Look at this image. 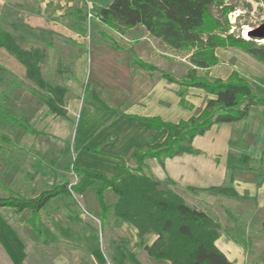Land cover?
Wrapping results in <instances>:
<instances>
[{"label": "rangeland", "instance_id": "374dc122", "mask_svg": "<svg viewBox=\"0 0 264 264\" xmlns=\"http://www.w3.org/2000/svg\"><path fill=\"white\" fill-rule=\"evenodd\" d=\"M225 4L232 9L227 15L230 24L228 34L264 44V38L242 36L244 28L249 30L264 25V0H226ZM89 7L96 12L98 6L89 0H0L1 27L17 39L22 49L39 48L45 53L43 42L35 44L31 41L32 34L41 38L43 32L55 28L61 34L58 35L62 38L63 54L69 56L73 53L71 59L68 57L70 63H60L55 70L46 69L45 61L41 66V76L45 81L52 86H64L67 90L63 107L65 116L67 104L78 105L72 121L66 123L64 119L52 115L25 113L23 109L29 105L25 102L27 96L41 106L45 105L25 91L24 88L33 85L27 80L23 66L0 48L2 113L9 110L24 125L44 134L38 137L23 134L20 128L0 118V134L9 137L16 145L15 148L4 146L0 150V181L22 196L31 198L65 182L74 184L77 177L71 172L72 165L112 175L118 167V156L123 159L130 157L125 143L128 133L125 123L116 117L112 108L101 109L99 105L102 100L105 104L110 101L115 108H126L123 100L128 81L124 71L128 68L132 77L130 70L135 72L138 68L131 61V50H137L138 54L134 51L137 58L156 68L150 73L151 77L161 78L162 72L180 82L190 68L188 52L170 51L152 37H143L140 28L129 29L120 35L100 25L95 18L88 21L86 14ZM74 14H79L80 23H72ZM210 14L223 22L219 7H212ZM101 34H105L107 39ZM72 39L76 43L70 41ZM95 46L100 52H95ZM215 53L219 62L208 71L211 78L226 79L232 70H237L256 94H264V65L239 49H217ZM81 57L84 65L79 60ZM75 65L77 71L83 74L73 72ZM174 86L177 91L188 95L190 88ZM108 96L109 101L106 100ZM12 100H16V104L12 105ZM67 100L72 102L67 103ZM201 110L198 108L195 115ZM63 124L69 131L66 140L59 133ZM242 130L245 131L242 133ZM258 130L264 131V109L252 107L248 119L236 124L234 151H231L234 156L249 150L253 152V149L260 150L255 159L264 154V141H261ZM133 134L136 138L138 132ZM112 135L116 136V140L113 143L110 140L105 147L112 152L111 158L100 157L99 154L88 158L79 151L81 144L82 149L87 150L93 148L92 142ZM126 163L133 166L131 160ZM251 166L261 170V173L237 167L232 169L233 174L247 171L251 174L249 176L262 175L263 180L264 159L260 166ZM229 174L230 171L228 180ZM95 190L96 187H91L82 195L73 198L61 196L53 200L41 213L39 235L26 225L29 212L17 215L11 210L0 209V222L5 225L1 239L6 244L4 247L0 243V264H119L123 255L127 254H131L139 264H170L150 258L141 248L142 243L148 244L147 239L141 240L130 223L117 217L118 198L110 191L105 192V203L111 209L106 219L102 220ZM227 193L234 199L231 209L213 210L210 205L200 202L191 205L209 212L220 225V235L221 229H224L227 240L235 239L238 244L244 245L237 250L238 258L246 256L248 259L242 264H264V235L259 231L264 210L254 211L251 201H240L233 191ZM243 193H248V190ZM6 196L0 190V198Z\"/></svg>", "mask_w": 264, "mask_h": 264}, {"label": "trees", "instance_id": "16d2710c", "mask_svg": "<svg viewBox=\"0 0 264 264\" xmlns=\"http://www.w3.org/2000/svg\"><path fill=\"white\" fill-rule=\"evenodd\" d=\"M225 3L226 0H110L107 6L93 12V18L100 25L120 35L129 29L142 27L170 51L188 52L190 68L180 82L167 73L161 72V78L184 89H200L212 98L206 101L197 115L177 123L164 122L158 117L131 116L143 123L147 130H166L162 142L146 145L132 154L133 166L118 157L116 171L107 175L72 165L71 172L77 177L74 184L65 182L49 187L31 198L14 193L0 181V190L7 194L0 198V208L11 209L16 214L28 211L27 223L39 234L41 213L53 200L61 196L73 198L82 195L88 188L96 187L95 197L102 220L106 219L111 209L105 203V192L110 191L118 198L116 215L120 220L130 223L139 237L148 232L156 234L155 240L144 247L150 258L170 264H233L216 246L220 237L219 223L211 218L209 212L189 206L181 196L164 187L147 164L148 159H155L163 166L166 159L180 154H200L192 147L195 137L204 135L214 125H232L247 120L252 107L264 109V94H256L237 70H232L226 79L209 76L208 71L219 62L215 53L217 49H239L264 65V44L228 34L230 24L227 15L232 9ZM212 7L220 8L223 22L210 14ZM78 17L79 14L72 15L73 20ZM0 48L23 66L27 80L33 85L24 88L25 91L45 105L48 115L65 117L63 107L67 90L64 86H52L42 78L43 50L22 49L17 39L1 27V23ZM130 58L136 67L149 73L156 70L137 58L132 50ZM177 96L181 107L193 109L185 93L177 91ZM2 108L1 104L0 118L7 119L25 134L38 135L9 110L2 113ZM4 146L15 148L9 137L0 134V150ZM263 159L264 154L259 159H253L247 154L236 157L229 152V185L235 178L232 169L238 167L261 173L251 165L260 166ZM260 232L264 235V221Z\"/></svg>", "mask_w": 264, "mask_h": 264}, {"label": "crops", "instance_id": "0c3cea01", "mask_svg": "<svg viewBox=\"0 0 264 264\" xmlns=\"http://www.w3.org/2000/svg\"><path fill=\"white\" fill-rule=\"evenodd\" d=\"M89 1L92 4L98 6L97 10L98 8L105 7L110 3V0H89ZM72 23H80V20L72 19ZM137 28L142 29L143 37H146L148 35L142 27H137ZM133 29H130V31ZM58 34L60 33L57 32L55 28H51L43 32L41 38L38 37V34H34V33L32 34L31 37V41L35 44H39L43 42V46L45 48V56H44L45 68L49 69L50 71L55 70L56 66L60 63L61 64L70 63L71 55L73 54L70 53L69 56L63 54L62 52L63 47L62 44H60L62 38ZM153 39L156 40L157 42L162 43L158 39L155 38ZM73 42L76 43L75 40H73ZM99 42H97L96 44H98ZM78 48L80 49V47H77V49ZM94 50L95 52H98L100 49H98V47L95 46ZM132 51L134 52L137 50H132ZM136 53L138 54V51ZM141 54H146V53L141 52ZM68 57H70V59ZM77 58H79V56H77ZM139 59L145 62L142 58L139 57ZM79 60L81 64L84 65L83 58L81 57ZM115 66L117 65L115 64ZM77 69H78L77 65L73 66V72L75 71L76 73L77 72L82 73V71L80 70L77 71ZM133 70L134 69L130 70L133 73L132 77L129 74L128 68H125L124 71L128 81L127 89L124 93L125 96L123 100V103L125 104L126 108L125 109L115 108V106L110 103L109 96L106 97L107 98L106 100L109 101L107 104L103 103V101L100 100L101 104L99 105L101 109H106L108 107L112 108L115 111L116 117L120 118V120H122L125 123V126L127 127L128 133H127V138L125 139V143L129 148L128 150H130L129 151L130 157H128V159H124L125 161L131 160L132 154L135 151L149 144L160 143L163 141V139L166 136V130L164 129L160 131L147 130L143 125V123L139 122L138 120H136L131 116L158 117L164 122L177 123L181 120H187L191 116L195 115L196 110L198 108L202 109L206 101L212 98L211 95L204 93L200 89L190 88L188 89V93H187L188 95L186 96V100L193 105V109L192 110L184 109L179 104V97L177 96V88H175L174 84L169 83L163 80L162 78L151 77L150 73L139 67L137 68V70H135V72ZM42 73H44V70L42 71ZM25 102L29 104L27 106V109L25 108L23 109L26 114H41L42 116L48 115L45 106H41L40 104L37 103V101L36 102L33 101V99H31L29 96H27ZM66 102L71 103L72 100H67ZM11 103L12 105L16 104V100H12ZM77 108L78 105L76 103H74L73 105L67 104L66 116L55 117V118H62L65 121H67L66 123L71 122L72 117L75 116L78 110ZM71 109L72 112L70 113L69 110L71 111ZM111 117H115V116H111ZM61 127L63 128L62 129L60 128L59 133L66 140L68 139V134H69V131L67 130L68 128H65L64 124ZM235 127L236 124L214 125L204 135L195 137L192 141V147L195 150H198L200 154H180L173 158L166 159L163 163V166L160 165L155 159H148L147 164L150 168L151 173L154 175V177L157 180H159L163 184L164 187L170 189L171 191L181 196L184 202L191 207H193L191 205L192 203L200 202L202 204L210 205L213 210L214 209L216 210L217 208L231 209V201H233L234 199H232L231 196L229 197L227 192L233 191L238 196V198H240V201H245V202L251 201L252 202L251 208H253L254 211L264 210V179L261 180L262 175L253 174L254 175L253 177V176H249L251 174H249L247 171L237 172L232 185H229L228 183L229 169L227 165V159L229 152L234 151L233 135H234ZM33 130L36 131L38 135H32V134H26V135H32L35 137L44 135L42 132H39L35 129ZM132 131L134 133L135 131L138 132L136 138L134 137ZM243 131L245 130H242V133ZM258 131H259L258 133H260L261 141L263 142L264 131L263 130L261 131L258 130ZM23 134L25 133L23 132ZM106 138L107 141H105ZM110 140H112L111 143H113L116 140V136L112 135L105 138L103 137L102 139L96 141L95 143L92 142L93 148L87 150H83L81 144L79 151L83 153L85 157L88 158H93L92 156L96 154H99L100 157L111 158L112 152H109L108 150L105 149V147L108 146L106 143L109 142ZM94 151H97L98 153H94ZM252 151L253 152L249 150V152L245 154L249 155L253 159L257 158V152H260V150L257 151L256 149H253ZM117 162L119 165L118 160ZM5 186L7 185L5 184ZM244 190L245 191L248 190V193H243ZM26 198H30V197H26ZM0 209L11 210L7 208H0ZM24 212H28V211H24ZM29 216L30 213L28 215V218ZM28 218L26 219V225L35 233V231L27 223ZM263 221L264 219L261 221V223ZM39 224H38V229H39ZM3 226L5 225L2 222H0V243L2 244V246L5 247L6 244L1 239L2 236L1 231L3 229ZM39 234H40V230H39ZM155 238H156L155 233L153 232L146 233L140 239L141 240L147 239L146 242H148V244L144 245V243H142L141 248L144 249L145 246L150 245L155 240ZM216 246L233 264H242L248 260L246 256L245 257L241 256V258H238L239 254L237 250L239 247L241 248L244 245H242L241 243L238 244V241L235 239L227 240L225 238L224 229H221V235L219 239L216 241ZM127 263L139 264L131 254H127L125 256L123 255V258L121 259L119 264H127Z\"/></svg>", "mask_w": 264, "mask_h": 264}, {"label": "water", "instance_id": "95a60500", "mask_svg": "<svg viewBox=\"0 0 264 264\" xmlns=\"http://www.w3.org/2000/svg\"><path fill=\"white\" fill-rule=\"evenodd\" d=\"M246 38H264V25L247 30Z\"/></svg>", "mask_w": 264, "mask_h": 264}, {"label": "built area", "instance_id": "2783aa9c", "mask_svg": "<svg viewBox=\"0 0 264 264\" xmlns=\"http://www.w3.org/2000/svg\"><path fill=\"white\" fill-rule=\"evenodd\" d=\"M86 18L88 21H90L93 18V12L90 7L87 10Z\"/></svg>", "mask_w": 264, "mask_h": 264}, {"label": "bare ground", "instance_id": "6f19581e", "mask_svg": "<svg viewBox=\"0 0 264 264\" xmlns=\"http://www.w3.org/2000/svg\"><path fill=\"white\" fill-rule=\"evenodd\" d=\"M247 30H248L247 28H244L243 31H242V36L244 38H246V32H247Z\"/></svg>", "mask_w": 264, "mask_h": 264}]
</instances>
